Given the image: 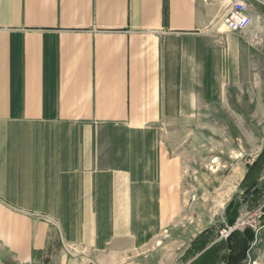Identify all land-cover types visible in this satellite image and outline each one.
Instances as JSON below:
<instances>
[{"label":"crops","instance_id":"1","mask_svg":"<svg viewBox=\"0 0 264 264\" xmlns=\"http://www.w3.org/2000/svg\"><path fill=\"white\" fill-rule=\"evenodd\" d=\"M230 2L0 0V262L190 264L216 221L158 126L221 92Z\"/></svg>","mask_w":264,"mask_h":264},{"label":"rangeland","instance_id":"2","mask_svg":"<svg viewBox=\"0 0 264 264\" xmlns=\"http://www.w3.org/2000/svg\"><path fill=\"white\" fill-rule=\"evenodd\" d=\"M260 8L256 21L246 31L228 32L226 26L221 29V92L206 93V106L191 109L195 115L192 122L158 126L159 140L179 154L185 153L191 184L196 185L190 188L191 211L197 214L203 206L208 223L223 222L224 207L230 199L236 194L242 197L238 185L247 164L264 148V5ZM229 35L233 37L227 39ZM263 196L245 202L239 217L256 210ZM253 231L248 261L264 264V219Z\"/></svg>","mask_w":264,"mask_h":264},{"label":"trees","instance_id":"3","mask_svg":"<svg viewBox=\"0 0 264 264\" xmlns=\"http://www.w3.org/2000/svg\"><path fill=\"white\" fill-rule=\"evenodd\" d=\"M263 176L264 148L259 157L247 164L246 175L238 186L243 190L242 197L236 194L230 199L223 213V222L212 224L191 240L183 256L185 260L192 258L190 264H244L248 260L255 237L251 227L236 229L226 238L216 239L222 228L235 225L247 199L255 198L264 191Z\"/></svg>","mask_w":264,"mask_h":264},{"label":"built area","instance_id":"4","mask_svg":"<svg viewBox=\"0 0 264 264\" xmlns=\"http://www.w3.org/2000/svg\"><path fill=\"white\" fill-rule=\"evenodd\" d=\"M251 1L260 0H232L227 9V12L222 16L220 25L226 26V30L235 33H241L247 30L252 24V17L248 11V3ZM264 219V201L254 211L244 212L238 218L235 225L225 226L219 231L218 238H226L232 231L243 229L244 227L255 228L258 223ZM0 264H4L0 262Z\"/></svg>","mask_w":264,"mask_h":264}]
</instances>
